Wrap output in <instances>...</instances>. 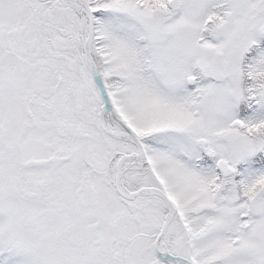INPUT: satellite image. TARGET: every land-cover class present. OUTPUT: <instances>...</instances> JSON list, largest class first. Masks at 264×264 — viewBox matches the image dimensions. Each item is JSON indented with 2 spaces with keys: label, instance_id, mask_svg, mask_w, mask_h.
I'll list each match as a JSON object with an SVG mask.
<instances>
[{
  "label": "snow or ice",
  "instance_id": "snow-or-ice-1",
  "mask_svg": "<svg viewBox=\"0 0 264 264\" xmlns=\"http://www.w3.org/2000/svg\"><path fill=\"white\" fill-rule=\"evenodd\" d=\"M0 264H264V0H0Z\"/></svg>",
  "mask_w": 264,
  "mask_h": 264
}]
</instances>
